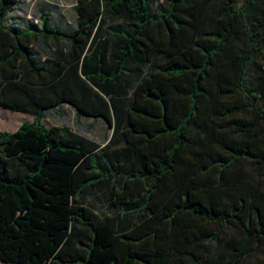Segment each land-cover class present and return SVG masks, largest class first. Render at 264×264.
Masks as SVG:
<instances>
[{
    "label": "trees",
    "instance_id": "16d2710c",
    "mask_svg": "<svg viewBox=\"0 0 264 264\" xmlns=\"http://www.w3.org/2000/svg\"><path fill=\"white\" fill-rule=\"evenodd\" d=\"M0 0V260L253 264L264 254V0ZM71 108L110 132L69 126ZM258 264H264V257Z\"/></svg>",
    "mask_w": 264,
    "mask_h": 264
},
{
    "label": "rangeland",
    "instance_id": "374dc122",
    "mask_svg": "<svg viewBox=\"0 0 264 264\" xmlns=\"http://www.w3.org/2000/svg\"><path fill=\"white\" fill-rule=\"evenodd\" d=\"M78 0H20V3L7 16L6 22L8 25L24 26L26 22L39 23L42 14L48 13L52 23L62 24L63 28L73 27L75 24V7ZM153 10L159 9L165 4L164 0H152ZM264 68V60H260ZM65 115L57 116L54 113L48 115L44 122L47 126H73L74 118L72 113L65 108ZM34 119L31 113L12 112L0 106V130L6 132H14L23 122H29ZM94 136L101 139L104 133H107L99 124H95L92 128ZM264 257L263 253L255 252L249 257V261L253 264H258ZM0 264H12L0 260Z\"/></svg>",
    "mask_w": 264,
    "mask_h": 264
},
{
    "label": "crops",
    "instance_id": "0c3cea01",
    "mask_svg": "<svg viewBox=\"0 0 264 264\" xmlns=\"http://www.w3.org/2000/svg\"><path fill=\"white\" fill-rule=\"evenodd\" d=\"M67 109L72 113L73 118H74V124H73V126L70 127L71 129H73L74 131H77L83 135H86L89 138L94 139L95 141L101 143L102 145H104L107 142V140L110 136V132L105 129V126L102 123L95 122L93 120H88V119H78L75 115V112L71 108L67 107ZM55 115H57L58 117L59 116L62 117L65 114L60 112V113H55ZM96 123L99 124L107 132V133L103 134L101 139H98L97 137H95L94 132H92V128H94V125ZM56 126H58V125H56Z\"/></svg>",
    "mask_w": 264,
    "mask_h": 264
}]
</instances>
